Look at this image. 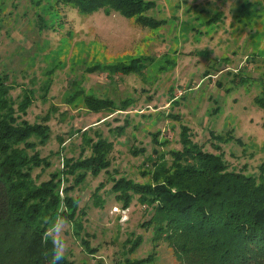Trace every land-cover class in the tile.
<instances>
[{"label":"rangeland","instance_id":"obj_1","mask_svg":"<svg viewBox=\"0 0 264 264\" xmlns=\"http://www.w3.org/2000/svg\"><path fill=\"white\" fill-rule=\"evenodd\" d=\"M148 14L160 23L143 26L102 9L83 13L57 0H0V72L10 75L15 98L32 96L26 117L51 127L38 148L52 164L35 170L39 181L62 170L63 157L90 154L87 134L113 142L110 171H89L72 192L84 211L80 233L66 220V255L76 264H118L153 249L152 231L142 226L151 212L137 197L122 207L111 191L113 177L149 179L146 154L133 146L151 153L157 137L181 148L187 125L195 142L223 151L232 169L258 174L264 162V26L255 23L264 0H157ZM136 57L143 58L138 68L124 69ZM139 235L131 252L130 239ZM142 264L186 261L162 242Z\"/></svg>","mask_w":264,"mask_h":264},{"label":"trees","instance_id":"obj_2","mask_svg":"<svg viewBox=\"0 0 264 264\" xmlns=\"http://www.w3.org/2000/svg\"><path fill=\"white\" fill-rule=\"evenodd\" d=\"M57 1L83 13L117 11L143 26L160 23L148 14L157 0ZM138 61L143 58H133L123 67L137 69ZM15 88L10 75L0 72V264H52L51 242H41L47 227L43 218L53 216L63 202L65 219L75 221V232H81L78 213L84 211L80 196L72 192L86 181L89 171L97 175L110 168L113 142L96 131L87 134L83 149L90 148V154L63 157V169L39 181L41 175L35 170L52 164L38 148L48 143L51 127L44 120L32 122L26 117L32 96L24 91L17 99ZM181 137V148L167 147L169 140L157 137L154 141L159 145L151 153L145 147L131 148L136 155L146 154L143 174L148 180L112 178L111 191L122 207H129L137 197L151 212L142 224L152 231L151 253L118 264L150 261L162 242L186 264H264V162L258 174L232 169L223 151H210L195 142L189 126H182ZM104 186L101 182L94 191L98 206L104 205L99 194ZM142 241L140 235L130 239L129 250L134 252ZM59 264L76 263L65 255Z\"/></svg>","mask_w":264,"mask_h":264},{"label":"clouds","instance_id":"obj_3","mask_svg":"<svg viewBox=\"0 0 264 264\" xmlns=\"http://www.w3.org/2000/svg\"><path fill=\"white\" fill-rule=\"evenodd\" d=\"M256 0H252V3ZM257 26H264V16H258L255 21ZM66 206L63 202L58 203L54 215L43 218V223L47 225L42 234V243L47 244L50 240L52 245V264H59L67 252L66 230L67 223L64 217Z\"/></svg>","mask_w":264,"mask_h":264}]
</instances>
